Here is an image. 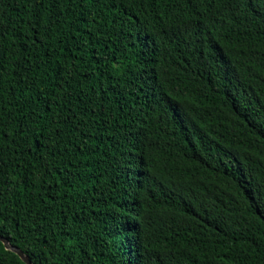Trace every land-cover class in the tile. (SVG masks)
I'll list each match as a JSON object with an SVG mask.
<instances>
[{"label":"trees","instance_id":"1","mask_svg":"<svg viewBox=\"0 0 264 264\" xmlns=\"http://www.w3.org/2000/svg\"><path fill=\"white\" fill-rule=\"evenodd\" d=\"M0 235L34 264H264V0H0Z\"/></svg>","mask_w":264,"mask_h":264},{"label":"water","instance_id":"2","mask_svg":"<svg viewBox=\"0 0 264 264\" xmlns=\"http://www.w3.org/2000/svg\"><path fill=\"white\" fill-rule=\"evenodd\" d=\"M0 241L3 242L7 248V250L12 251L19 255L22 260L27 264H34V262L31 260L30 256H28L23 249H21L18 246H15L11 243L9 239L6 237L0 235Z\"/></svg>","mask_w":264,"mask_h":264}]
</instances>
